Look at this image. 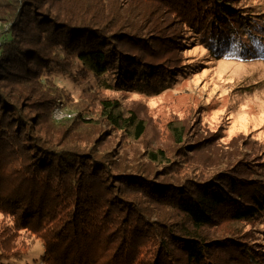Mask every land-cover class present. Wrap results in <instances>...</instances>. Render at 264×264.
<instances>
[{
    "label": "trees",
    "instance_id": "1",
    "mask_svg": "<svg viewBox=\"0 0 264 264\" xmlns=\"http://www.w3.org/2000/svg\"><path fill=\"white\" fill-rule=\"evenodd\" d=\"M194 39L264 59V15L245 0H0V264L31 236L40 264L262 261L246 232L264 225V150L181 119L146 142L114 94L166 89ZM63 77L87 102L58 122Z\"/></svg>",
    "mask_w": 264,
    "mask_h": 264
},
{
    "label": "rangeland",
    "instance_id": "2",
    "mask_svg": "<svg viewBox=\"0 0 264 264\" xmlns=\"http://www.w3.org/2000/svg\"><path fill=\"white\" fill-rule=\"evenodd\" d=\"M245 1L252 5L256 14L264 15V0ZM180 55L187 71L166 89L149 94L114 93L146 119V142L168 144L166 123L181 119L188 123L192 137L217 132L221 137L219 142L234 141L235 145L244 140L248 147L264 150V59L214 56L198 39H194ZM54 81L65 95L54 99L52 118L59 122L76 117L77 105L81 106L87 100L82 99L80 91L68 78H55ZM246 233L250 242H256L252 247L264 251V225L252 226ZM25 247L27 251L19 263L40 264L44 248L42 240L31 236ZM261 257L262 261L254 264H264V254Z\"/></svg>",
    "mask_w": 264,
    "mask_h": 264
}]
</instances>
